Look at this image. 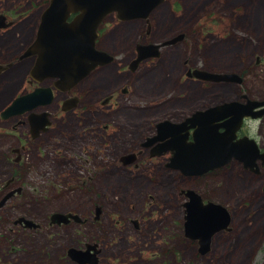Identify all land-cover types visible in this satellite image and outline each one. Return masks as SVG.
<instances>
[{"label":"rangeland","instance_id":"obj_1","mask_svg":"<svg viewBox=\"0 0 264 264\" xmlns=\"http://www.w3.org/2000/svg\"><path fill=\"white\" fill-rule=\"evenodd\" d=\"M47 3L0 0V14L13 22L0 28V62L16 59L31 43ZM149 20L145 42H161L180 32L185 37L175 46L162 47L157 60L147 61L137 71L129 85L135 103L119 95L113 107L96 109L99 123L89 124L90 119L84 134L73 119L77 112L64 114L65 124L55 129L58 136L51 142H35L18 166L10 152L16 136L0 133V189L5 187L4 179L23 169V180L14 181L21 193L10 198L0 214V264H76L67 256V248L84 249L87 243L97 244L98 264H264L263 173L255 175L233 160L196 179L178 177V171L165 167V158L144 155L136 167L125 168L118 162V155L136 147L166 114L178 118L194 107L239 94V83L186 80L181 72L184 59L212 72L244 74L243 92L264 96V65L246 71L255 56L264 53V0H164ZM116 24L103 23L98 46L126 60L132 54L138 25ZM162 60L164 72L159 67ZM28 67L25 61L0 76V108L28 91ZM116 68L108 65L93 76L87 85L90 95L83 101L95 91L115 89L121 78ZM164 73L168 75L161 83L158 80ZM152 80L159 84L151 85ZM165 89L180 100L179 107L160 104L166 98ZM142 101L154 109L141 111ZM256 132L264 143V123L260 130L256 123ZM186 186L223 204L231 215L229 229L215 233L205 253L199 251L197 240L185 236L186 199L179 192ZM95 205L102 206L99 220H93ZM69 210L88 220L49 225L51 213ZM18 215L32 218L40 227L14 225Z\"/></svg>","mask_w":264,"mask_h":264},{"label":"water","instance_id":"obj_2","mask_svg":"<svg viewBox=\"0 0 264 264\" xmlns=\"http://www.w3.org/2000/svg\"><path fill=\"white\" fill-rule=\"evenodd\" d=\"M164 0H49L40 15L36 37L34 41L20 55L24 58L37 55L38 60L30 70V77L41 82L49 77H56L55 87L65 89L73 86L87 76L97 66L109 63L113 57L105 51L96 48L98 27L102 20L114 13L120 20L148 18L149 14ZM74 15L71 19H69ZM6 17L0 14V28L8 27L11 22H5ZM182 34L173 38L179 40ZM171 42V43H173ZM169 43V42H166ZM159 45H144V53H155ZM141 47L139 51H142ZM9 64H0V74ZM196 78L207 81H227L240 83L241 78L236 73H216L203 69L193 70ZM53 92L50 88L38 87L34 91L14 98L1 112L4 117L23 114L42 103H50ZM213 108V109H212ZM247 105L237 101H227L214 105L206 112L200 111L199 121H213L227 117L226 134H210V126L199 125L194 134V141L188 143L186 135L178 134L186 129L185 122L181 125L163 120L157 123V134L149 137L145 146L158 140L164 141L156 148L157 155L167 149L172 150L171 166L181 169L185 175H201L209 170L224 166L232 159L243 161L245 165H252L257 157V145L253 139L244 137L233 142L235 132L243 116L251 115ZM251 113V112H250ZM223 115V116H222ZM251 116H256L252 114ZM197 117V118H198ZM208 123V122H207ZM204 127V128H203ZM127 157V158H126ZM123 157L124 163L132 161V156ZM130 160V161H129ZM245 166V167H246ZM19 191V190H18ZM11 194L4 197L5 202ZM187 201L184 202V231L185 236L197 240L199 251L205 253L209 249L212 236L222 230H228L231 216L222 204L208 201L203 203L201 196L188 189ZM101 207L95 208V219L100 217ZM50 225L67 224L70 220L81 222L77 214L54 212L49 216ZM24 228L35 229L38 223L24 216L14 220ZM96 244H86L85 249L69 247L68 256L78 264H98Z\"/></svg>","mask_w":264,"mask_h":264},{"label":"flooded vegetation","instance_id":"obj_3","mask_svg":"<svg viewBox=\"0 0 264 264\" xmlns=\"http://www.w3.org/2000/svg\"><path fill=\"white\" fill-rule=\"evenodd\" d=\"M106 22L118 23L120 25L124 24L123 27L125 28H130V27L136 28V25H138V28H136L135 30L136 41L134 43L130 58L126 60H120L118 59L119 54L110 53L113 59L109 63L96 67L87 76H85L83 79L78 81L76 84L68 88L61 89V88L55 87L56 81H58V78L56 77H49V78L44 79L41 82H37L35 81V79L30 77V70L33 67V65L35 67L37 60H38L37 55H32L31 57H26V58H24L23 56L22 57L18 56L16 57V59L14 58L8 61V63L10 62V65L7 67L5 71H3L0 74V76L4 75L11 68H13L16 64H22L25 61H29V67L27 71L28 79L26 78V82L29 85L28 92H32L34 91L35 88H38V87H44V88L48 87L53 92V98L50 103H42L38 105L37 107H34L30 111H27L23 114H16L13 116L4 117L1 115V112L5 107L3 106L2 108H0V133H4V134L9 133V134L16 136L17 138V142L14 145H12L10 148L11 154L14 155V158L12 159V161L14 162L15 166H18L20 163H22L23 155L29 152V148L32 147L35 144V142L38 141L39 143L43 144L40 141L42 139H46L48 142H51L53 141L55 137L58 136V133L55 131V129H56V126L65 124V121L63 120L64 114H68L70 112L76 111L77 113L73 115L74 122L76 123L75 125L77 128H79L82 131V134H84L83 131L86 128L85 124H87L90 119H93V120L89 124H93V122L95 121L96 123H99V115L96 114V109H99L100 107H104V106L113 107L119 95L124 97L129 103H135L137 100L133 99L129 85L133 81L134 76L137 73V71L141 68L144 69V64L148 63L147 61L157 60L161 55L160 49L162 47L166 46L169 48L170 46H175L178 43L184 41V37H185L184 32H180L179 34H182L183 37H181L176 42H173L172 40L174 37H176V35H179V34L168 37L162 40L161 42H150V41L145 42L142 38L146 37V35L149 33V30H150L149 18L144 19L143 17V18L121 21L117 19L114 14H111V15L106 16V18L103 20V22L101 23L98 29V38L96 40V46L98 48H100L98 46V42H99V39L102 33L101 28H102L103 23H106ZM38 24H37V28H38ZM37 28H36L35 34L37 32ZM35 34H34V38H35ZM34 38L32 39L31 43L34 41ZM166 42H169V43H166ZM152 43L159 45V47L157 48L158 51H156L155 53L151 55H149L148 52L144 53V45L152 44ZM141 47L143 48V50L139 51ZM0 64L3 65L4 63L0 62ZM111 64H115L117 66L116 72L121 75V78L116 83L117 87L112 90L110 89L107 92L95 91L92 94V98L87 99L86 101H83L84 98L88 95L89 90L87 89V85L91 81V78L97 75L100 71L106 70V66L111 65ZM259 65H264V53H262V55L255 56V60L249 65V68H247L246 71L247 72L251 71L252 67L253 68L259 67ZM159 67L163 70V67H164L163 60L159 62ZM196 68H197L196 66H191L189 59H184L182 62V70H181L182 76L186 80H190V81H194V80L204 81L201 79H197L193 75V70H195ZM167 75L168 73L162 74L158 81L161 83H164L165 76ZM240 76H241V81L238 85L239 94L236 97L231 98L230 100H235L238 103L245 105L246 108H247V105H249L250 108L247 110L249 113L247 114H251V115L255 114L256 116L245 115L242 117L239 123V126L237 127V130L235 132V137L234 139H232V141L237 142V140L243 139L244 137H248V138L255 140L258 151L255 153L257 157L253 161L252 165L246 166L243 161L241 162L238 161V162H240L242 166L244 167V169L248 170L249 172H254L255 175H260V173L264 174V143L262 142V137L259 138L258 136L261 134L256 132V123L257 125L259 123V130H260L262 124L264 123V96L255 98L252 94L247 95L245 92H243L244 91V85H243L244 74H241ZM142 78H144V74L142 75ZM154 82L157 83L155 80H152L151 85H153ZM205 82H209V81H205ZM144 83H148V78L144 79ZM28 92H25L24 94ZM164 92L166 94V98L162 100L160 104L161 105L162 104L163 105H173L175 107H179L180 100L179 99L178 101L176 100V98L172 94V90L165 89ZM20 94H17L16 96H19ZM57 96H59L60 99L58 100L56 105H53V102ZM145 98L146 97L144 96V99ZM230 100H225V101H230ZM90 103H92V106H90ZM140 103L141 104L139 108L143 112L154 109V107L149 106L144 101ZM218 103H220V101L217 103L208 104L207 106H202L200 108L194 107L190 111L183 112V114L181 115L179 114L180 116L178 115L179 116L178 118L173 117L170 114H166L163 117V119L160 120L159 122L163 120H169L170 122L176 123L178 125H181L183 122H185L186 129L182 131L180 134H178V138L181 135H186V141L188 143H191L194 141V134L196 130L199 128L198 124L200 125L207 124L208 126H210V130L212 131L210 134L212 133H215L217 135H220L223 133L226 134L227 127L225 126H226L227 117H221L219 119H216L217 118L216 117L213 121H209L208 119H206V121H199V120H202V118L198 117L200 116L197 113L198 111H200L201 114H203L202 112L204 111L206 112L207 110H209V108L214 107V105H217ZM96 115H97V119H95ZM157 123H155L154 130L152 131V133L150 135H146L145 137L143 136L142 140L139 142V144L136 147L129 149V150H125L118 155V162L122 165L123 168L127 166H131V165H133V167H136L138 165L136 162L139 160V157L146 155L149 159L165 158L167 160V162L165 163V167L178 171V177L180 176V177H189V178L198 179L201 176H206L210 173L217 172L230 164L229 163L222 167L209 170L208 172L203 173L201 175H185L181 169L174 168L171 166L172 164V161L170 160V157L172 156L171 149H167L161 155H157L156 152L158 151V149L156 147L159 144L163 143L164 141L158 140L157 142L150 144L149 146L144 145V143L147 142V139L149 137L155 136L157 134V128H156ZM106 128H107V125L104 126V130H106ZM126 156H130V157L132 156L131 157L132 161L129 163L127 162L125 164L123 157H126ZM21 172H23L22 168L16 170L14 176H11L7 180L4 179L6 188L4 187V184H3V189H0V214L1 215H3L2 214L3 210L8 204V201L10 200V198H13L15 194L21 193V189H20L21 186L20 185L14 186V181L16 180V178L22 179L20 177ZM1 176H3V174L0 175V180L3 179ZM178 180H180V178H175L176 182H178ZM188 189H192L193 191L198 193L201 196L203 203L211 200L203 196L202 193L198 191L197 189H195L194 187H189V186H186V188H181L179 192V194L183 196L186 200L188 199L186 196ZM11 190H14V191H11ZM15 191H17L18 193L14 194ZM8 194H11V195L8 197L7 201L4 202L3 199ZM71 212H74V211H71ZM72 222L73 221L69 222L65 226H68ZM134 224L136 227L138 226L137 222H134Z\"/></svg>","mask_w":264,"mask_h":264}]
</instances>
